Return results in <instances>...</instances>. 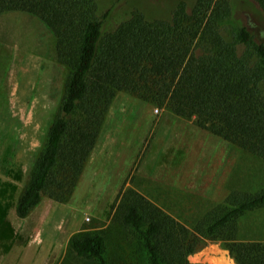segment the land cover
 <instances>
[{"label":"trees","instance_id":"16d2710c","mask_svg":"<svg viewBox=\"0 0 264 264\" xmlns=\"http://www.w3.org/2000/svg\"><path fill=\"white\" fill-rule=\"evenodd\" d=\"M0 0V16L39 19L68 70L63 94L28 182L15 204L28 217L43 197L64 203L76 188L117 93L193 119L197 127L264 161V41L234 18L233 0L179 2L151 18L122 1ZM264 14V0H249ZM117 16V17H116ZM112 221L140 243L147 264H195L188 258L219 242L235 264H264V241L241 238L238 222L264 208V187L234 189L190 226L133 188L120 190ZM70 252L89 264H112L101 233L74 236Z\"/></svg>","mask_w":264,"mask_h":264},{"label":"rangeland","instance_id":"374dc122","mask_svg":"<svg viewBox=\"0 0 264 264\" xmlns=\"http://www.w3.org/2000/svg\"><path fill=\"white\" fill-rule=\"evenodd\" d=\"M121 1V0H120ZM122 0L123 11L169 17L179 2ZM114 1L110 0L108 5ZM234 18L264 41V14L249 0H233ZM116 16V17H117ZM68 70L55 60V40L36 17L0 16V264H89L69 249L74 236L101 233L112 264H147L141 245L112 221L120 190L133 188L190 226L231 190L264 187V161L197 127L193 119L117 93L95 146L67 202L46 195L20 219L15 204L43 147ZM241 238L264 241V208L238 222ZM195 264H235L219 242L189 256Z\"/></svg>","mask_w":264,"mask_h":264}]
</instances>
